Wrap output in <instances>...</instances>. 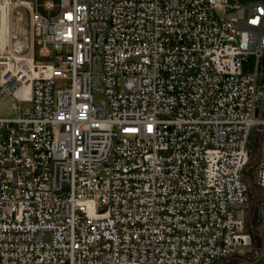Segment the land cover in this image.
<instances>
[{
    "label": "built area",
    "instance_id": "built-area-1",
    "mask_svg": "<svg viewBox=\"0 0 264 264\" xmlns=\"http://www.w3.org/2000/svg\"><path fill=\"white\" fill-rule=\"evenodd\" d=\"M43 6L0 0L31 26L25 54L0 38V101L17 102L0 116V264L224 262L247 243L252 135L264 195V0Z\"/></svg>",
    "mask_w": 264,
    "mask_h": 264
},
{
    "label": "rangeland",
    "instance_id": "rangeland-1",
    "mask_svg": "<svg viewBox=\"0 0 264 264\" xmlns=\"http://www.w3.org/2000/svg\"><path fill=\"white\" fill-rule=\"evenodd\" d=\"M46 0H37L38 10L41 14L45 16L53 15L57 12L56 10H46L44 8V2ZM56 4L58 0H52ZM239 4H246L248 2H259L261 0H236ZM10 25V31L13 35L14 41L19 50L22 51V54L27 52V47L31 42L30 31L31 26L29 23V15L24 9L17 11H12L10 16H8ZM11 19V20H10ZM36 36V40H37ZM69 52V48L65 47L62 51L63 54ZM34 57L36 60L49 61L50 58H41L38 56V44L35 43L34 46ZM243 69L245 71H254L255 69V58L249 56L243 61ZM258 83H264V56L261 57L258 66ZM66 86L65 81H58L56 83V88H63ZM117 89L120 88L119 82L116 86ZM97 101L101 100V97H96ZM17 102L13 98L9 97L0 101V116L3 117H13L17 114L16 110ZM30 106L29 102H21V107L23 110H26ZM250 141L254 144L251 146L253 150L254 157L251 159V167L248 169V174L251 177V174L255 168V163L258 155V146L259 140L250 136ZM253 182V181H252ZM249 190V203L243 208V229L240 232L241 236H245V241L247 243L241 244L237 251L220 264H264V224L261 221L262 212H261V201L264 195L259 191L254 183H251Z\"/></svg>",
    "mask_w": 264,
    "mask_h": 264
},
{
    "label": "bare ground",
    "instance_id": "bare-ground-1",
    "mask_svg": "<svg viewBox=\"0 0 264 264\" xmlns=\"http://www.w3.org/2000/svg\"><path fill=\"white\" fill-rule=\"evenodd\" d=\"M11 8L10 7H4L0 11V38L3 37L5 34H11L10 31V25L11 22H9L8 16H10ZM11 20V19H10ZM28 54H31V49L29 50Z\"/></svg>",
    "mask_w": 264,
    "mask_h": 264
},
{
    "label": "trees",
    "instance_id": "trees-1",
    "mask_svg": "<svg viewBox=\"0 0 264 264\" xmlns=\"http://www.w3.org/2000/svg\"><path fill=\"white\" fill-rule=\"evenodd\" d=\"M251 165L252 164H249V166L247 167L246 172H245L246 179H247V184H248L249 187H250L251 183H253L252 180H251V177L248 174V169L251 167Z\"/></svg>",
    "mask_w": 264,
    "mask_h": 264
},
{
    "label": "water",
    "instance_id": "water-1",
    "mask_svg": "<svg viewBox=\"0 0 264 264\" xmlns=\"http://www.w3.org/2000/svg\"><path fill=\"white\" fill-rule=\"evenodd\" d=\"M258 91H259L260 93H263V92H264V87H263V86H260V87L258 88ZM257 113H258V110L256 109V110H255V114L257 115Z\"/></svg>",
    "mask_w": 264,
    "mask_h": 264
}]
</instances>
